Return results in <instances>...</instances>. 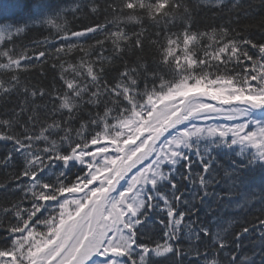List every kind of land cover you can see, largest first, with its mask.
I'll return each instance as SVG.
<instances>
[{"label":"snow or ice","instance_id":"snow-or-ice-1","mask_svg":"<svg viewBox=\"0 0 264 264\" xmlns=\"http://www.w3.org/2000/svg\"><path fill=\"white\" fill-rule=\"evenodd\" d=\"M206 2L221 10L239 8L226 0ZM123 9L131 11L125 16ZM84 11L96 14L100 5L97 0L0 2V15L14 18L0 23V61H6L0 69L33 67V57L16 54V41L50 27L55 35L35 42L47 46L35 59L53 58L62 69V88L24 86V99L0 114V141L12 144L2 163L7 167L22 157L17 180L27 181L16 185L17 202L0 207V264H162L170 254L178 258L172 264H184L185 239L197 257L199 244L205 245L208 264L209 245L202 236L211 238L215 253H224L222 264H264V218L227 233L199 215L204 207L212 215L210 200L237 211L257 196L264 205V42L229 25L193 30L186 0H124L111 23L139 22L135 13H142L165 24L154 39L143 28L130 35L99 23L72 31L67 16L75 19ZM177 20L182 31L173 32L168 25L175 27ZM97 32L110 40L114 55L105 54L103 40L95 42L99 52L71 42ZM57 40L63 41L59 47ZM146 40L159 58L149 64L138 57L131 66L125 61L112 77L115 83L107 79L105 64L122 58L125 48L142 51ZM78 47L83 55L75 64L63 59ZM69 70L71 76L65 75ZM10 84L6 88L0 80V90H19L17 74ZM219 153L234 158L223 165ZM101 154L103 162L97 159ZM185 183L189 187L183 188ZM260 212L264 215V207ZM150 222L160 226V239H141ZM253 236L258 244L249 250L245 241ZM210 264L220 262L213 258Z\"/></svg>","mask_w":264,"mask_h":264},{"label":"trees","instance_id":"trees-1","mask_svg":"<svg viewBox=\"0 0 264 264\" xmlns=\"http://www.w3.org/2000/svg\"><path fill=\"white\" fill-rule=\"evenodd\" d=\"M3 2V0H0ZM53 4L63 2V0H52ZM100 5V11L96 14L84 11L76 14L75 19H73L72 15L69 14L67 19L69 21L68 27L72 31H80L86 27L94 26L95 24H106V27L109 31L117 30V28H123V30L130 35L135 32H139L141 28L145 29V34L150 38H155V33L160 31L164 32L165 24L163 21L159 25H156L153 21L149 20L146 15L142 13H135L141 16L139 22L137 21H121L118 25L111 23L116 17L120 16V12L122 9V5L124 0H97ZM238 3L239 8L232 9L231 7L225 8L223 10L209 7L207 5L206 0H186V3L192 7L193 9V30H199L201 32L210 31L213 27H219L220 25H229L231 28L240 31L244 36H250L254 40L258 42H264V0H226V3L229 6L232 3ZM112 5L113 7H109ZM115 8V11H113ZM131 10L123 9L125 16L129 14ZM239 15V22H236V17ZM14 18L11 16L0 15V23L13 22ZM171 31H182L180 27V21H176V26L173 27L168 25ZM50 35H55V29L50 27L47 29H39L33 30L29 32L26 36L18 39L16 41V54L19 55L21 52L26 53V55L33 57L32 64L29 70H18L17 72H10L8 70L0 69V80L4 81V86L6 88H10L11 84V76L13 74H17L21 81V88L19 90H13L8 92L7 94L3 93L0 90V114L4 113L6 110L11 109L18 101L24 99V95L22 92V88L24 86L31 87L35 86L37 89L43 88L46 91L51 90L53 87L62 88V81L60 80L61 67L60 62L54 60L53 58H49L44 60L41 58V61H37L35 59L36 54L39 50H45L46 45L40 44L37 45L36 41H43L45 37H49ZM163 42V35L160 37ZM96 40L105 41V47L107 49L106 55L112 56L114 55L112 52V44L110 40L106 39L105 34L103 32H97L95 34L86 35L77 41V39L71 40L72 43H78L80 46L84 48L85 51H93L99 52V46L95 44ZM63 41L57 40L55 42L56 46L59 47L60 43ZM203 43L207 44V38L203 39ZM10 46V45H7ZM255 52V50H251ZM83 55V52L80 51L78 47L75 49L69 56L63 57L65 61L75 64L79 57ZM141 59V63L147 62L152 64L154 59H158L157 48L155 45L150 44L147 40L145 41V45L143 50L133 49L129 51L125 48L123 53V57H117L112 63H106L105 69L108 73L107 79L115 83L112 80V77L118 75L117 70H123L124 62L127 61L129 66L132 65L133 62L137 61V59ZM94 58V57H92ZM6 62V61H0ZM23 63V62H22ZM55 63V67L53 64ZM65 68H67V64H65ZM65 75L71 76V71L65 73ZM141 87H143V83H141ZM29 101H31V97H28ZM36 103L42 104L43 101L37 99ZM49 105V110H50ZM103 109H101L102 111ZM95 112V110H93ZM84 114L86 115L87 109H83ZM80 121H77L73 127L78 128ZM38 132L39 129L37 128ZM75 136V133H73ZM53 139L59 140V137H53ZM45 145L43 142H40L38 147L43 148ZM63 148H67L68 145L64 144ZM92 146H90L91 148ZM12 144L11 142L0 141V207L5 206L11 202H17L19 199L20 193L16 190V185L18 182H27L26 178H21V181L17 180L18 173L22 170L23 167V158L17 156L15 160H13L7 167H5L2 163L3 158L8 154L11 150ZM234 157L230 156L227 153H219L217 156L218 161L223 165H229V162ZM216 167L215 165H213ZM196 170V169H194ZM219 171V169H217ZM76 169H73V173H75ZM258 182V181H257ZM4 186H7L6 188ZM183 188L189 187L187 183L182 185ZM195 190V189H190ZM212 206L213 213L209 215V209L204 207L200 212L201 220H213L218 222L221 229H226L227 233H233L235 231L240 230V226L244 224L245 221H253L255 222L257 217L264 218V215L261 214L260 209L264 207L259 202L258 196L249 201L248 206L240 211H237L234 207H228L225 203L220 207H217V204L213 201H209ZM156 217H153V221ZM196 219V217H193ZM215 231V226L214 229ZM163 236L162 231H160V226L158 224L149 223L148 229L145 232V235L141 237V239L148 241L149 239H160ZM231 238V237H229ZM202 239L207 241L208 247V257L207 262L210 264L211 260L215 258L220 264L224 261V253L221 251L219 254L215 253L213 248L211 247V238L203 237ZM196 243V242H193ZM245 244L248 246L250 250L254 244H258V240L253 236L251 239L246 240ZM182 248L187 255L182 257L184 264H189V261H195V264H206V260L204 258V244H199V249L201 252V256L197 257L195 255L194 249H191V245L188 240L185 239ZM178 259L175 255L170 254L166 258H162V264H172V261ZM259 259V258H257Z\"/></svg>","mask_w":264,"mask_h":264},{"label":"rangeland","instance_id":"rangeland-1","mask_svg":"<svg viewBox=\"0 0 264 264\" xmlns=\"http://www.w3.org/2000/svg\"><path fill=\"white\" fill-rule=\"evenodd\" d=\"M146 135H147V133H145V136H146ZM101 143H105V142L102 141ZM136 143L139 144V141H137ZM90 149H91L93 152H95V150H96V146H92ZM109 152H110V154L115 155V153L112 152L111 147H110V149H109ZM97 159L100 160L101 162H103L102 160H104V154H101V156H100V157H97ZM133 171H135V170H133ZM129 176H131V173H129ZM122 183H123V181H122Z\"/></svg>","mask_w":264,"mask_h":264}]
</instances>
